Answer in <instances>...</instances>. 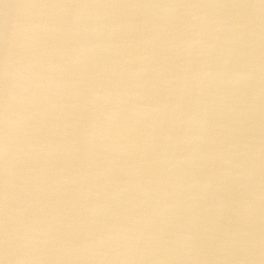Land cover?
I'll return each instance as SVG.
<instances>
[{"label":"water","instance_id":"95a60500","mask_svg":"<svg viewBox=\"0 0 264 264\" xmlns=\"http://www.w3.org/2000/svg\"><path fill=\"white\" fill-rule=\"evenodd\" d=\"M0 264H264V0H0Z\"/></svg>","mask_w":264,"mask_h":264}]
</instances>
